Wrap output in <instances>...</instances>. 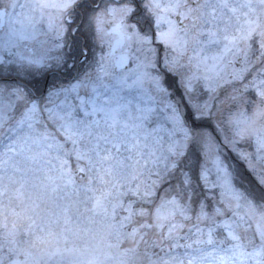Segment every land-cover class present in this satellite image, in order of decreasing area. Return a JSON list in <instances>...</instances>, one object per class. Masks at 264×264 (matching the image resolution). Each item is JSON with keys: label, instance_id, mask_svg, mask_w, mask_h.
Here are the masks:
<instances>
[{"label": "snow or ice", "instance_id": "snow-or-ice-1", "mask_svg": "<svg viewBox=\"0 0 264 264\" xmlns=\"http://www.w3.org/2000/svg\"><path fill=\"white\" fill-rule=\"evenodd\" d=\"M264 0H0V120L42 123L95 206L264 264Z\"/></svg>", "mask_w": 264, "mask_h": 264}, {"label": "rangeland", "instance_id": "rangeland-1", "mask_svg": "<svg viewBox=\"0 0 264 264\" xmlns=\"http://www.w3.org/2000/svg\"><path fill=\"white\" fill-rule=\"evenodd\" d=\"M74 170L42 123L0 120V264H195L170 240L96 207Z\"/></svg>", "mask_w": 264, "mask_h": 264}, {"label": "water", "instance_id": "water-1", "mask_svg": "<svg viewBox=\"0 0 264 264\" xmlns=\"http://www.w3.org/2000/svg\"><path fill=\"white\" fill-rule=\"evenodd\" d=\"M20 261L13 260L10 264H19Z\"/></svg>", "mask_w": 264, "mask_h": 264}, {"label": "trees", "instance_id": "trees-1", "mask_svg": "<svg viewBox=\"0 0 264 264\" xmlns=\"http://www.w3.org/2000/svg\"><path fill=\"white\" fill-rule=\"evenodd\" d=\"M176 249H177V250L179 249L178 251H181V249H183V248H176Z\"/></svg>", "mask_w": 264, "mask_h": 264}]
</instances>
